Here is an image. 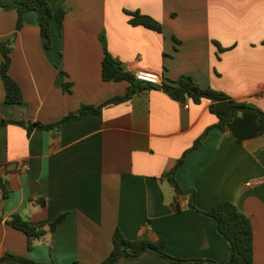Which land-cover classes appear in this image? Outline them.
I'll return each instance as SVG.
<instances>
[{"label":"crops","instance_id":"crops-1","mask_svg":"<svg viewBox=\"0 0 264 264\" xmlns=\"http://www.w3.org/2000/svg\"><path fill=\"white\" fill-rule=\"evenodd\" d=\"M48 1L53 10L68 8L62 28L52 24L51 48L36 13H26L18 29V12L0 9V41L13 42L9 73L24 99L18 107L6 104L0 72V119L52 124L82 105L98 107L124 95L128 82L102 78V34L109 51L133 73L151 71L163 82L187 75L202 88L264 110V0ZM126 11L153 17L163 32L131 25ZM2 61L0 52V70ZM210 106L208 99L181 103L152 89L107 104L58 133L0 127V176L8 193L4 198L0 191V257L98 264L110 254L119 228L131 240L163 239L173 257L226 264L229 246L216 222L187 208L163 177L205 135L176 180L195 191L202 211L230 201L246 214L254 264H264V137L240 143L229 130L214 128L218 118ZM19 163L29 170H18ZM62 214L65 219L50 231L48 225ZM13 215L44 227L33 249L27 234L7 223ZM117 264L210 263H175L146 253Z\"/></svg>","mask_w":264,"mask_h":264},{"label":"trees","instance_id":"trees-1","mask_svg":"<svg viewBox=\"0 0 264 264\" xmlns=\"http://www.w3.org/2000/svg\"><path fill=\"white\" fill-rule=\"evenodd\" d=\"M0 9L16 10L18 12V29L24 22V15L28 12H34L37 15L41 34L45 38V46H52V24L56 22L59 28H62L64 20L68 13L67 7H61L53 10L48 0H0ZM126 13L130 16L129 22L133 26H144L157 32H163L162 24L153 17L143 14L140 11ZM104 57L102 61V78L104 81H126L128 88L124 95L109 99L98 107L82 105L77 112L70 113L62 120L44 124L41 122L26 121L25 119L15 121L9 119H0V127L8 124H16L26 128L28 135L35 128H41L47 131L58 133L61 129L73 120L80 119L89 113H100L107 104H120L132 100L135 96L150 91L152 89L163 90L172 99L185 103L192 100L195 104H200L204 99L211 101L210 111L218 118V123L214 128L221 131L229 130L236 139L243 143L247 140L257 137H264V110L251 104L239 102L223 92L212 88H202L187 75L181 76L175 82H163L161 85H153L148 82L137 79L135 73L129 71L126 66L108 49L107 38L105 34L101 35ZM12 40L0 41V52L3 56L1 64V77L5 86V102L13 107L22 105L24 99L20 86L10 75V65L12 62ZM218 45V44H217ZM219 49L224 50L220 45ZM66 90H70L71 84L64 85ZM202 136L196 141L194 146L186 151L179 159L176 166L163 175L175 189L177 196L183 198L187 208L196 210L201 214L213 219L219 235L228 243L229 260L226 264H254V232L250 218L244 214L234 203L230 201H221L216 203L208 211L198 209L196 205V194L193 189H182L177 180L176 174L182 168L187 156L201 147ZM0 187L4 192V198L8 193L0 176ZM42 206L45 202L37 201ZM178 208L182 209L180 203ZM66 217L62 214L48 225L50 231H54L59 223ZM3 215L0 213V222L3 221ZM7 223L23 232L28 236L29 250L34 248L35 240L45 233L43 226H34L20 215H13ZM112 250L110 254L98 264H117L122 258L138 259L146 253H155L175 263L201 262L217 264L211 260L203 259H181L169 255L165 251V241H151L149 239H128L119 228H116L112 240ZM10 259H16L27 264H43L31 259L7 253L0 257V263ZM77 264V263H76Z\"/></svg>","mask_w":264,"mask_h":264},{"label":"built area","instance_id":"built-area-1","mask_svg":"<svg viewBox=\"0 0 264 264\" xmlns=\"http://www.w3.org/2000/svg\"><path fill=\"white\" fill-rule=\"evenodd\" d=\"M135 75L137 79L144 81V82L151 83L153 85H161L163 83V80L160 77V75H158L157 73L151 72V71L140 70V71H137ZM17 168L20 171L29 170V166L27 163H19L17 165ZM247 185L253 186V183L249 182ZM0 191H2L1 187H0Z\"/></svg>","mask_w":264,"mask_h":264}]
</instances>
